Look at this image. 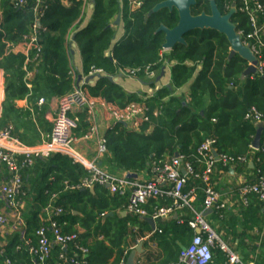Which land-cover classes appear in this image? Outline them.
<instances>
[{
	"label": "trees",
	"instance_id": "16d2710c",
	"mask_svg": "<svg viewBox=\"0 0 264 264\" xmlns=\"http://www.w3.org/2000/svg\"><path fill=\"white\" fill-rule=\"evenodd\" d=\"M92 1L91 21L81 29V2L73 1L65 8L61 0H42L46 10L36 27V0H0V72L5 85L0 132L12 128L11 136L28 147L39 144L42 137L51 132L52 126L45 119V107L39 108L38 101L60 99L73 91L69 48L73 32L82 75L88 78L94 72H102L94 86H83L95 111L102 109L112 121L103 135L106 153L101 161L102 168L110 173L141 174L151 172L153 164L170 161L179 155L181 170L186 165L193 169V174L185 177L182 192L184 195L194 192L192 205L200 206L205 195L204 185L197 176L202 174L205 166L198 150L206 141L212 140L218 156L247 159V163L234 166L239 172L250 174L247 184H254L264 177V129L261 148L254 151L251 147L256 127L245 120L251 110L264 114V71L262 75L242 80L248 64L238 56L229 60L227 40L210 30L190 32L184 36L186 46L177 45L168 53L163 52L164 35L156 31L160 25L173 29L178 18L176 12L169 14L166 10L146 18L159 0L147 1L135 11L129 0ZM201 2L206 3V0H200L191 8L193 16L203 11ZM233 4L236 13L231 23L236 32L249 33V18L240 12L241 0H216L222 16L228 14ZM204 9H208L207 5ZM117 15L121 17L123 36L114 43L116 32L112 24ZM261 21L262 17H259V23ZM34 35L35 47L23 54L20 48L26 44L25 39ZM261 39L264 42V36ZM170 64H174L171 91L161 89L151 98L129 94L107 80V77L119 74L129 76V72L135 70L150 69L157 74ZM143 78L142 73L136 79ZM192 80L187 97H172L173 91ZM23 101L27 103L25 109L18 107ZM133 104L145 113L137 127L113 122L109 111L123 112ZM78 119L73 138L83 139L90 135L93 123L87 111L79 113ZM73 147L80 153L75 143ZM249 163L253 169L249 168ZM228 171L229 167L216 163L210 175L212 185L220 174ZM19 174L22 181L19 197L28 204L30 214L23 215V238L9 239L2 249L0 264H35L29 248L37 245L36 232L47 224L42 217L47 208L62 234H77L75 227H79L85 235H77L75 244L68 245L65 250L53 247L46 264H110L113 258L111 264H119L129 256V251H125L128 240L136 244L148 235L149 241L157 244L163 256L160 264H175L195 236L188 225V215L177 220H156L154 233L140 217L128 215L122 218L120 213L128 205L127 196L111 195L99 186L94 187V194L77 189L87 173L67 156L36 159L31 166L20 168ZM0 179L1 182L8 180L3 164H0ZM149 204L145 209L152 213L154 207L170 208L172 201L158 199ZM55 210H61V215L55 216ZM109 214L114 216L109 217ZM77 247L86 250V255H82ZM212 252L210 264H225L221 251L214 249Z\"/></svg>",
	"mask_w": 264,
	"mask_h": 264
},
{
	"label": "built area",
	"instance_id": "2783aa9c",
	"mask_svg": "<svg viewBox=\"0 0 264 264\" xmlns=\"http://www.w3.org/2000/svg\"><path fill=\"white\" fill-rule=\"evenodd\" d=\"M73 1L82 3V12L91 5L90 0H61L62 4L72 5ZM37 4L34 9L36 18V27L39 19L43 16L46 7L42 0H36ZM22 4V1L19 3ZM240 12L245 13L249 18L251 31L237 32L244 46H249L250 51L258 61L257 71L259 75L264 71V0H241ZM81 12V13H82ZM259 17H262L259 23ZM25 45L20 49L23 54H27L32 47H35V35L29 39H25ZM73 41V40H72ZM163 52H166L163 50ZM148 81H154L156 73L150 72V69L135 70L129 72V78L136 79L142 74ZM100 75L102 72H94L91 76ZM73 76V74H72ZM90 76V77H91ZM86 78V77H85ZM74 89L71 93L60 99H55L56 108L51 116L50 124L51 132L42 137L41 142L32 147L25 146L18 139L11 136L12 128L0 132V164H3L8 173V180L0 184V196L4 207L11 217L23 229L25 224L23 221V205L24 201L19 197L21 194L22 181L19 174L20 168L29 167L36 159H48L53 155L67 156L79 164L87 173V177L80 183L77 189L89 190L95 186L104 187L111 195L127 196L128 205L126 211L128 214L136 217L152 218L153 220H166L174 210L181 208H191L192 202L195 200L194 192L184 195L182 190L186 184V175L193 174L190 165H186L182 169V158H174L168 162L153 164L151 174L153 180L148 182H138L116 174L108 172L106 169L98 165V159L102 158L106 153L104 140L98 141L97 158L90 161L78 153L74 147L73 132L78 128V114L87 111L91 118L93 127L89 136L97 135L95 108L90 103L83 91V85L77 86L76 78H74ZM5 100V85L3 74L0 72V117L2 113L3 103ZM44 99L38 101V107L47 105ZM114 123L132 124L138 126L139 120L145 118L142 109L134 104L128 106L123 112L109 111ZM245 120L254 125L264 123V114L251 110ZM88 136V137H89ZM86 137V138H88ZM214 141H206L198 150L201 163L205 166V170L201 175L197 176L204 185V209L222 210L224 204L219 203V196L211 183L210 175L212 174L215 164L220 162L223 167H234L236 164L247 163L246 158H231L227 156H218L217 161L214 156ZM252 149V147H251ZM253 150V149H252ZM18 159H21L18 161ZM239 196L243 205H248L251 198H256L262 205L264 214V177L258 179L254 184H243L239 188ZM169 199L172 206L166 209H155L153 216L149 217L144 206L150 200ZM61 210H55V216L61 215ZM51 210H44L43 219L47 223L44 224L37 232V245L29 248V253L35 264H46L53 247H59L65 250L68 245L75 244L77 235H64L58 224L51 219ZM193 219L188 223L190 229L199 231L195 234L190 245L181 252L175 264H210L213 259V250L221 251L226 259L225 264H246L242 259L230 250L218 237L215 231L206 223L202 214L193 211ZM8 223L7 216L0 213V228H4ZM77 250L86 255L87 251L77 247ZM60 258H63L60 256ZM6 264H9L7 262Z\"/></svg>",
	"mask_w": 264,
	"mask_h": 264
},
{
	"label": "crops",
	"instance_id": "0c3cea01",
	"mask_svg": "<svg viewBox=\"0 0 264 264\" xmlns=\"http://www.w3.org/2000/svg\"><path fill=\"white\" fill-rule=\"evenodd\" d=\"M90 3L93 7L92 0H90ZM62 5L65 8H69L71 6V5L67 6L66 4H62ZM86 15H87V9L81 14V18H82V22L80 25L81 29H84L87 26V23L91 21V19L89 21H85ZM92 15H93V12H92ZM113 29L116 32L115 41H114V43H116L123 36V25L120 24L118 27H113ZM118 35L120 36L118 37ZM72 37H73V32L70 35V41H69L70 50L73 49V47H76L75 43L72 41L73 40ZM109 53L110 51L108 52V54ZM165 53H168V52H165ZM71 60H72L71 61L72 69H73L72 74L74 78H76V81H77L78 76L82 75L81 59H79V67H77V65L74 63V53L71 51ZM173 65L174 64H170L166 66V71H168V79L160 87V89H156L155 87L152 93H147V92H139L138 94L134 93L132 90H130L129 88L130 84L129 82H126V80L132 79L138 83H140V81L138 79L128 78L127 76L123 74H119L115 77L114 84L118 85L125 92L129 94H135L139 96L140 98H151L156 95L157 91L164 89L167 86H171V69ZM159 75H160V72L156 74L155 80L159 77ZM165 76H166V72H165ZM83 78L85 79L84 76ZM163 78L161 79L160 83L162 82ZM122 81H124L123 85L125 87L121 84ZM193 81L194 80H192L190 83H188L186 86L182 87L181 89L173 91L172 97L174 98L187 97L190 92V88H191V85L193 84ZM150 82L152 83L153 81H148V83ZM95 83H96V79L90 82L88 85L94 86ZM140 84L142 85V83ZM81 85L85 86L83 83ZM56 104H57L56 101H49L47 105L44 106L46 110L45 119L49 123L51 120V116L54 114ZM18 107L25 109L27 107V103L25 101L20 102L18 103ZM95 115H96L95 120H96L97 135L89 136L88 138H83V139H75L74 141L77 150L82 154L83 157H85L86 159L90 161H93L97 158L98 141L103 140V135L105 131L112 125L111 119L102 109H99ZM102 159L103 157L98 159V165L100 167H101ZM168 161L169 160H166L165 162H168ZM251 164L252 163H249V168L253 169V167L252 168L250 167ZM236 168L237 167H229V171L226 173L220 174L219 177H217V179L213 183L214 189L219 196L218 201L220 204H224L225 206L224 209L222 210L211 209V210L206 211L203 207V203L200 204V206H195V207L191 204L192 209L181 208V209L174 210V212L168 219L162 220V221H167L170 218L177 220L180 217H186V215L190 216V221H191L194 217L193 211L200 213L203 215L206 223L218 235L220 240L230 250L236 253L242 259V261H244V263L264 264V214H263L262 206L256 201V199H250L248 205H243L242 200L239 196V188L243 184L247 183V179L250 177V174L247 175L245 172H239V170ZM113 174H116L120 177H125V178H128V175H136L137 178L134 181H138V182H148V181L153 180L154 178L151 172H144L141 174H134V173L122 174V173L114 172ZM1 181L2 180L0 179V184L2 183ZM94 191L95 190L93 189L92 192L91 191L89 192L91 194H94ZM155 200H158V199H155ZM149 202L147 205L144 206V209L150 206ZM29 209L30 208L28 207V204L24 202V205H23V215L24 216L26 215L29 216L30 214ZM152 209H153L152 213H149L145 209L149 217L153 216V213L155 209L157 208L154 207ZM184 210L186 212H184ZM0 213H4L8 219L7 225L4 228H0V255H1L2 249L7 244L9 239L13 238L14 236L21 237V239L23 238L24 229L19 224H17V222L11 217L9 213H7L4 207V204L1 200V196H0ZM122 213H126L125 217L130 215L127 213L126 208L124 209V211L120 213L121 217L125 218L122 216ZM74 215L78 216L77 213H75ZM154 221L156 224V220ZM75 231L77 233L76 235H81V236L85 235V231L79 227H75ZM155 231H152V232L154 233ZM134 232H136V229L134 230ZM193 232L194 234H196L195 233L196 231H193ZM101 239L102 238H99V240ZM140 244H142V253L136 254L133 264H160L161 263L163 256L161 252L159 251L157 244L149 241V235H148L146 236V238L137 241L136 244H133L131 240H128V247L127 249H125V251L126 252L129 251V256L126 261H121L119 264H129V259L132 253L136 251V249L138 248ZM113 260L114 258L110 260V264L113 263Z\"/></svg>",
	"mask_w": 264,
	"mask_h": 264
},
{
	"label": "water",
	"instance_id": "95a60500",
	"mask_svg": "<svg viewBox=\"0 0 264 264\" xmlns=\"http://www.w3.org/2000/svg\"><path fill=\"white\" fill-rule=\"evenodd\" d=\"M210 1V15L201 14L199 16H192L191 8L195 6L196 0H166L157 6H155L147 15L150 18L152 15L157 14L162 10H167L169 12L176 11L178 15V23L173 29H167L165 27H160L158 30L159 33H163L164 35V44L162 49L166 52L171 51L177 45L186 46V42L184 40V36L193 31H204L210 30L214 31L225 37L229 46V60L238 56L242 60H244L248 67L243 72L241 78L245 80L246 78L256 76L258 74L257 67L258 61L256 57L250 51L249 46H244L241 38L237 35L235 26L231 23L232 16L236 13L235 5L233 4L229 13L227 15L222 16L218 11L216 6V0ZM93 3V1H92ZM121 22V17L118 15L116 17L115 22L112 24L113 27H118ZM39 26V23H38ZM166 66L162 68L159 77L153 82L149 84H142L145 87H154L159 84L161 79L165 76ZM102 76L96 75L88 78H83L82 75H79L77 78V86H80L82 83L84 85H88L95 79H99ZM107 80L111 83H114L115 77H107ZM169 91H171V87H166ZM256 134L252 142V149L254 151H258L261 148V136L264 129V123H259L256 126ZM216 160L218 161V155L216 152L213 153ZM176 158L179 155L175 156ZM252 168L253 165L251 164ZM137 178L136 175H128V179L135 180ZM94 188L89 189V191H93ZM110 217L113 215L110 214ZM122 216L125 217L126 213H122ZM150 227L152 231L156 230L155 221L152 218H144L143 219ZM199 234V231L195 232ZM142 253V244L138 246L135 252L132 253L129 264H133L134 258L136 254Z\"/></svg>",
	"mask_w": 264,
	"mask_h": 264
},
{
	"label": "rangeland",
	"instance_id": "374dc122",
	"mask_svg": "<svg viewBox=\"0 0 264 264\" xmlns=\"http://www.w3.org/2000/svg\"><path fill=\"white\" fill-rule=\"evenodd\" d=\"M92 12H93V7L92 5H88L87 6V15H86V19L85 21H89L92 17ZM89 23H87L88 25ZM120 30V29H119ZM121 31V30H120ZM120 35H118L119 37ZM71 51L74 53V63L77 65V67H79V54L77 51L76 47H73V49H71ZM169 70V69H168ZM128 77V76H127ZM129 78V77H128ZM168 79V71H166V76L163 78L162 82L155 85L154 87H145L144 85H141L140 83H144V84H149L148 80L143 78L142 80H139L140 83L136 82L135 80H126V82H129L130 84V90H132L134 93L138 94L139 92H147V93H152V91L154 90V88L156 87V89H160V87L165 83V81ZM125 81V80H124ZM124 81H122V85L124 83ZM155 81V80H154ZM153 81V82H154ZM152 82V83H153ZM151 83V82H150ZM124 86V85H123ZM125 87V86H124ZM97 111H95L96 114Z\"/></svg>",
	"mask_w": 264,
	"mask_h": 264
},
{
	"label": "flooded vegetation",
	"instance_id": "af4514ba",
	"mask_svg": "<svg viewBox=\"0 0 264 264\" xmlns=\"http://www.w3.org/2000/svg\"><path fill=\"white\" fill-rule=\"evenodd\" d=\"M147 1H152V0H129V5H130V7L135 11V10H138V9H141L143 6H144V4L147 2ZM164 1H166V0H159L158 2H157V4H155L154 5V7L155 6H157L158 4H160V3H162V2H164ZM200 0H196V3L197 2H199ZM204 1V0H203ZM204 6H203V11L201 12V14H205V15H210V1L209 0H206V3H203V2H201ZM196 5V4H195ZM206 5H207V7H208V9H204L205 7H206ZM153 7V8H154ZM194 7V6H193ZM152 8V9H153ZM151 9V10H152ZM150 10V11H151ZM149 11V12H150ZM167 11V10H166ZM208 11V12H207ZM148 12V13H149ZM174 12H176V11H172V12H169L168 11V13L169 14H174ZM229 13V12H228ZM176 14H177V12H176ZM192 14V13H191ZM200 14V15H201ZM148 15V14H147ZM227 15V14H226ZM118 16V15H117ZM153 16V15H152ZM193 16V15H192ZM199 16V15H198ZM146 18H148L147 16H146ZM177 18H178V15H177ZM116 20V19H115ZM115 22V21H114ZM178 23V22H177ZM177 23H176V25H177ZM120 24H122L121 22H120ZM160 27H165V26H163V25H160L159 26V28L157 29V31H156V33H159L158 32V30L160 29ZM165 28H167V27H165ZM167 29H169V28H167ZM160 34H163V33H160Z\"/></svg>",
	"mask_w": 264,
	"mask_h": 264
}]
</instances>
